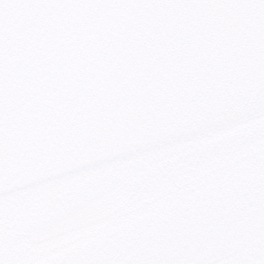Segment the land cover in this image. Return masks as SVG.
I'll return each instance as SVG.
<instances>
[{
    "label": "snow or ice",
    "instance_id": "6c2138e0",
    "mask_svg": "<svg viewBox=\"0 0 264 264\" xmlns=\"http://www.w3.org/2000/svg\"><path fill=\"white\" fill-rule=\"evenodd\" d=\"M0 264H264V0H0Z\"/></svg>",
    "mask_w": 264,
    "mask_h": 264
}]
</instances>
